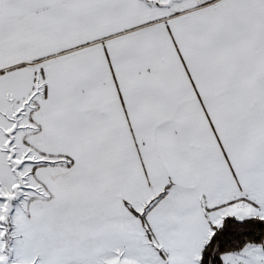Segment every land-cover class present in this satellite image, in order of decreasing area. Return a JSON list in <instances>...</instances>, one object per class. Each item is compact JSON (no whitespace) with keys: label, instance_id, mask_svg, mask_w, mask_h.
<instances>
[{"label":"snow or ice","instance_id":"1","mask_svg":"<svg viewBox=\"0 0 264 264\" xmlns=\"http://www.w3.org/2000/svg\"><path fill=\"white\" fill-rule=\"evenodd\" d=\"M0 264H264V0H0Z\"/></svg>","mask_w":264,"mask_h":264}]
</instances>
